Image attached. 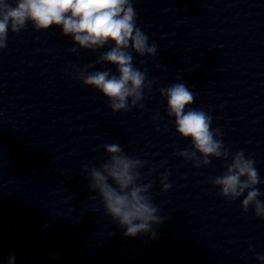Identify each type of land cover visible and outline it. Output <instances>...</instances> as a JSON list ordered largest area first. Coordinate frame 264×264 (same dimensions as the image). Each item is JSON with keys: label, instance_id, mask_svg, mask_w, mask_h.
Wrapping results in <instances>:
<instances>
[{"label": "clouds", "instance_id": "obj_1", "mask_svg": "<svg viewBox=\"0 0 264 264\" xmlns=\"http://www.w3.org/2000/svg\"><path fill=\"white\" fill-rule=\"evenodd\" d=\"M134 3L135 0H15L13 6L9 0H0V49L7 46L9 30L19 33L29 22L35 31L60 28L78 46L72 47L71 52H96L110 45L95 64L114 65L116 74L110 69L89 71L95 66L89 64L75 69L74 78L102 93L114 113L143 108L145 89L150 92L156 80L148 78L147 70L134 66L133 53L155 57L157 45L150 44L149 37L137 27ZM159 92L167 99L166 114L174 118L175 131L191 141L188 148L175 154L197 169L211 164L213 159L223 161L225 170L210 178V183L228 201L243 196L241 209L247 213L252 208L257 218L264 219V201L259 199L261 192L257 187L264 181L255 167L256 161L251 155L246 157L243 150L232 152L224 145L220 128H212V116L190 107L195 95L185 83H173ZM159 118V113L153 117L154 121ZM103 148L108 159L98 167L86 169L88 187L94 193L91 199L100 200L104 213L125 229L126 237L151 234L155 238L153 225L162 223L163 217L158 215L160 209L149 194L152 184L141 182L140 169L145 162L125 153L119 144H104ZM169 175L165 171L160 177L162 192L172 187ZM256 259L264 264V255L257 254ZM9 264H14V256Z\"/></svg>", "mask_w": 264, "mask_h": 264}]
</instances>
